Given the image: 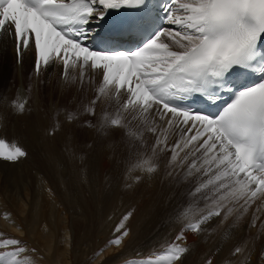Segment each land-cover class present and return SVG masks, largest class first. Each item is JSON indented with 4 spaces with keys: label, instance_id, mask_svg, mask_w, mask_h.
Segmentation results:
<instances>
[{
    "label": "snow or ice",
    "instance_id": "obj_1",
    "mask_svg": "<svg viewBox=\"0 0 264 264\" xmlns=\"http://www.w3.org/2000/svg\"><path fill=\"white\" fill-rule=\"evenodd\" d=\"M114 15L121 19L110 25ZM120 26L135 34L134 47L98 39L102 30ZM5 37L14 43L17 63L34 50L37 78L62 66L61 84L80 92L101 77L95 98L82 111L79 104L57 106L56 116L64 114L72 123L80 115H95L101 97L115 99L116 114L105 112L101 129L124 130L131 147L138 142L145 148L146 134L154 137L151 155L137 150L140 158L127 170L126 187L156 174L154 158L165 153L167 178L187 186L186 202L172 218L180 225L177 234L171 239L165 234L124 264H184L191 251L187 234L209 232L215 218L218 226L239 220L259 201L255 227V213L264 211V0H0V40ZM26 92L0 96V105L14 115L31 111V85ZM3 120L0 116V127ZM27 157L22 145L0 136V160ZM137 171L141 175L132 176ZM132 215H122L96 256L107 247H123ZM255 239L259 236L236 246L232 256L251 264ZM36 251L0 231V264H37ZM203 264H215L213 255ZM257 264H264V250Z\"/></svg>",
    "mask_w": 264,
    "mask_h": 264
},
{
    "label": "bare ground",
    "instance_id": "obj_2",
    "mask_svg": "<svg viewBox=\"0 0 264 264\" xmlns=\"http://www.w3.org/2000/svg\"><path fill=\"white\" fill-rule=\"evenodd\" d=\"M33 62V50L24 52L22 62L17 63L13 41L7 37L0 40V96L12 99L18 92L27 95L26 89L32 86L31 111L14 115L10 108L0 105V116L4 117L0 136L19 143L28 152V157L17 163L0 160V231L35 248L37 264H124L137 250L147 253L165 234L169 239L174 237L180 225L172 222L174 214L168 217L167 210L173 208L168 194L177 190L178 197L186 202V187L165 178L160 168L152 176L144 174L133 187H126V183H131V179H125L127 170L140 158L137 150L151 155L154 137L146 134L145 148L137 142L138 148L128 156L125 143L120 141L124 135L100 128L104 113L112 115L117 109L115 99L101 97L95 105V115H80L72 123L65 120L64 114L56 116L57 106L75 109L79 104L82 111L83 105L95 98L101 77L97 75L94 84H85L86 91L77 92L75 86L61 84L62 66L53 65L37 78ZM73 97L75 103L69 104ZM162 156L157 160L165 154ZM160 162L162 166L167 159ZM135 175L141 173L133 172ZM255 206H261L260 202L237 220V225L230 222L234 217L226 221L223 226H228L227 230L218 228L219 218H215L207 226L209 232L187 234L191 251L184 264H203L208 255H213L215 264H242L243 257H233L232 251L259 236L254 241L256 251L251 260V264H257L264 250V235L249 222ZM129 211L133 212L127 221L130 236L123 247H107L96 256L112 238L113 227ZM5 213L10 219H5Z\"/></svg>",
    "mask_w": 264,
    "mask_h": 264
},
{
    "label": "rangeland",
    "instance_id": "obj_3",
    "mask_svg": "<svg viewBox=\"0 0 264 264\" xmlns=\"http://www.w3.org/2000/svg\"><path fill=\"white\" fill-rule=\"evenodd\" d=\"M14 75V65H13V59H11V75ZM53 82H52V84H53V86L55 87V85H56V76L53 78V80H52ZM49 87H50V89H52L51 88V84L49 85ZM65 89H67V88H65ZM50 95H51V92H50ZM116 114V108H114L113 109V114H112V116H114ZM103 115V114H102ZM107 130L108 131H110V134H111V131L115 134V135H124V130H122V129H118V128H113L112 130L111 129H109V128H107ZM120 141L122 142V143H125L124 144V148H126V150H125V152L127 153V155L129 156L130 154H131V152L133 153V152H135L136 151V149L138 148L137 146L136 147H131L130 145H131V143H132V141H130V140H128V138L127 137H125V135L124 136H120ZM138 145H139V143H138ZM117 150V149H116ZM163 156H164V154H163ZM162 156V157H163ZM166 156H169V155H167L166 153H165V156H164V158L163 159H168V158H166ZM132 156H130V158H131ZM129 157L127 158V159H129V161H131L132 162V160L130 159ZM163 159H160V160H157V159H155V163H158V164H160L161 162L160 161H163ZM162 164V163H161ZM161 164H160V166H159V168L161 169V171H162V174L165 176V178H167L166 177V172H167V169H166V164L167 163H164L162 166H161ZM159 169V170H160ZM186 187V189H185V192H186V190H187V186H185ZM184 188H182V192L184 193V190H183ZM178 194H179V191H175L174 193H172V194H168V196H171V198L173 199V208H172V210H170V208H169V210H167L168 211V217H170L171 215H173V217L175 216V214H176V212H177V210H176V208L178 207V206H176V205H181V204H184L185 202H183V199H181L180 197H178ZM185 194V193H184ZM173 195V196H172ZM167 196V197H168ZM177 198H176V197ZM174 206H175V208H174ZM256 208H257V206H255V208H254V210L250 213V218H249V222H252V220H253V213L255 212V210H256ZM257 216H259V220L256 222V224H255V227L259 230V231H261V234L262 235H264V224L262 223V221L264 222V211H261V212H258V213H255ZM164 216L166 217L167 216V213H165L164 214ZM261 217V218H260ZM237 220L236 219H233L232 221H230L231 222V224H234V225H237L238 224V221H237V223H235ZM261 226V227H260ZM217 227L219 228L220 227V229L222 230H227L226 228H228V226L227 227H225L224 228V226L223 225H217ZM258 227H260V228H258Z\"/></svg>",
    "mask_w": 264,
    "mask_h": 264
}]
</instances>
